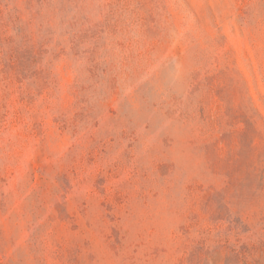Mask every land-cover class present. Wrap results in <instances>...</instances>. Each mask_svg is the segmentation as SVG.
<instances>
[{"label":"rangeland","instance_id":"374dc122","mask_svg":"<svg viewBox=\"0 0 264 264\" xmlns=\"http://www.w3.org/2000/svg\"><path fill=\"white\" fill-rule=\"evenodd\" d=\"M0 264H264V0H0Z\"/></svg>","mask_w":264,"mask_h":264}]
</instances>
